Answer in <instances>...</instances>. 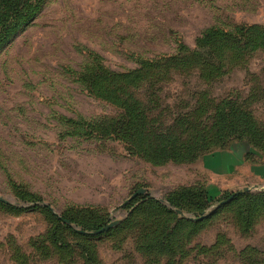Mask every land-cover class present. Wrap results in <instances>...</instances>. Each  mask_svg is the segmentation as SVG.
<instances>
[{"label": "rangeland", "instance_id": "374dc122", "mask_svg": "<svg viewBox=\"0 0 264 264\" xmlns=\"http://www.w3.org/2000/svg\"><path fill=\"white\" fill-rule=\"evenodd\" d=\"M242 23L264 25V0H46L0 50V195L14 206L0 203V264H264V180L210 174L194 154L264 157V47L227 58L218 75L172 69L135 90L159 127L196 138L175 159L136 153L111 131L122 108L79 81L86 64L122 71L179 41L194 48L210 25ZM183 188L207 189L210 200L173 205ZM45 205L116 223L96 232L50 219Z\"/></svg>", "mask_w": 264, "mask_h": 264}, {"label": "trees", "instance_id": "16d2710c", "mask_svg": "<svg viewBox=\"0 0 264 264\" xmlns=\"http://www.w3.org/2000/svg\"><path fill=\"white\" fill-rule=\"evenodd\" d=\"M45 1L0 0V50L10 43L15 33L22 26L30 22L40 12ZM195 43L196 46L191 48L184 41H179L177 51L171 54L161 53L154 57L135 56L137 66L122 71L113 70L102 63L86 64L85 69L79 71V81L84 84L93 96L102 98L122 108V118L114 122L116 126L114 125L111 131L112 133H122V139H133L134 141L130 140L128 144L136 153L145 156H152L157 153L160 158L175 159L179 155L184 156L187 149L188 153L191 154L190 149L194 147L196 138H188L187 130L189 128L186 130L185 138L180 139L175 130L174 133L172 132L171 127H159L149 115V112L154 108L135 97V90L143 86L142 91L146 92L145 88L150 89V86L146 84H152L153 81L161 79L163 75H167L172 69L196 67L199 71L204 72L206 76L218 75L224 72L227 58L236 57V55L242 54L243 50L251 51L264 47V25L242 23L231 27L213 24L200 32L199 36L196 37ZM218 45L226 47L227 52L232 53V55L229 53L219 54L217 51L219 50ZM197 47H201V50ZM226 102L228 103V100H225L223 107L218 105L216 109V115L218 120L220 119V123V116H222V109L226 106ZM223 119L227 121L226 117H223ZM67 121L76 124L84 123L83 120H73L71 118H68ZM90 125L95 127L93 124ZM98 127L96 129H100L101 134L105 133L104 128ZM142 136L145 138L143 143L137 140ZM204 138L203 135H199L197 139ZM183 149L185 150L183 151ZM221 149L223 148L201 151L202 149L199 148L194 151V154L203 156ZM189 157L190 155L186 158ZM228 194L225 192L223 196H228ZM248 194L243 193L242 195L248 197ZM198 195L205 198L206 201L210 200L207 189L195 190L193 188H183L176 191L168 199L173 205L182 207V200L189 197L195 198ZM152 201L162 206L160 201L153 199ZM252 202L254 205L258 204L256 197H252ZM0 203L8 207H14L3 200H0ZM43 207L51 217L50 219L60 222L68 219L84 228L90 229L103 227L84 216L62 215L61 218L53 211L50 205Z\"/></svg>", "mask_w": 264, "mask_h": 264}, {"label": "crops", "instance_id": "0c3cea01", "mask_svg": "<svg viewBox=\"0 0 264 264\" xmlns=\"http://www.w3.org/2000/svg\"><path fill=\"white\" fill-rule=\"evenodd\" d=\"M236 153V150L226 149L207 153L202 157L203 166L216 176H236V180L246 176L257 181L264 180V157L258 161H250L244 156L246 152L242 157Z\"/></svg>", "mask_w": 264, "mask_h": 264}, {"label": "water", "instance_id": "95a60500", "mask_svg": "<svg viewBox=\"0 0 264 264\" xmlns=\"http://www.w3.org/2000/svg\"><path fill=\"white\" fill-rule=\"evenodd\" d=\"M146 192V189L141 187V188H138L133 194L132 196L129 198V200L133 197H136L137 195H140V194H143ZM0 200H3L5 202H9L8 199H6L4 196L0 195ZM182 212V211H180ZM57 214V212H55ZM61 218H62V215H59ZM66 222L70 223L71 221L68 220V219H64ZM116 223V221H112L110 222L108 225H106L105 227H102L98 230H96V232H102V231H106V230H109L114 224ZM82 232H85V230H81Z\"/></svg>", "mask_w": 264, "mask_h": 264}]
</instances>
